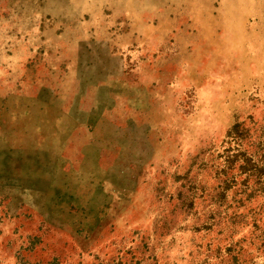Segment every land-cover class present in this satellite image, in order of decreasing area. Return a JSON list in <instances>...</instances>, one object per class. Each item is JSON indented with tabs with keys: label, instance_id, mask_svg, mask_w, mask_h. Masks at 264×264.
Listing matches in <instances>:
<instances>
[{
	"label": "rangeland",
	"instance_id": "obj_1",
	"mask_svg": "<svg viewBox=\"0 0 264 264\" xmlns=\"http://www.w3.org/2000/svg\"><path fill=\"white\" fill-rule=\"evenodd\" d=\"M0 264H264V0H0Z\"/></svg>",
	"mask_w": 264,
	"mask_h": 264
}]
</instances>
